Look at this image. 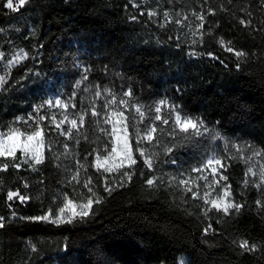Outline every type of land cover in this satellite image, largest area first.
Instances as JSON below:
<instances>
[{
  "label": "trees",
  "instance_id": "16d2710c",
  "mask_svg": "<svg viewBox=\"0 0 264 264\" xmlns=\"http://www.w3.org/2000/svg\"><path fill=\"white\" fill-rule=\"evenodd\" d=\"M6 2L0 0L4 53L0 65L21 51L27 58L2 72L10 74L7 90L0 92V129L9 125L24 129L22 122L15 123L18 117L35 116L37 105L49 99L67 101L73 93L76 108L69 109L71 114L94 104L102 115L87 117L81 132L88 138L81 136L78 145L55 131L48 135L56 142L54 150L67 151L66 157L57 160L45 148L38 171L24 164L0 172V217L5 220L0 229V264H264V188L245 186L246 178L253 179L246 177L248 165L225 160L227 171L221 172L228 176L226 182L209 188L208 182L198 180L201 187L193 188L201 197L208 191L209 199H215L223 197L222 185L230 184L232 195L227 200L243 204L230 215L212 209L206 217L203 213L210 204L168 184L174 176L187 178L192 167L212 154L230 155L235 151L232 143L264 150V0H27L16 11ZM210 7L216 15H207ZM193 11L206 13L201 30ZM151 12L156 15L150 16ZM185 15L184 26L175 22ZM241 20L251 23L245 27ZM228 47L246 56L237 59ZM85 74L88 79L77 88ZM96 85L118 94L131 88L145 105L161 99L175 103L182 112L201 118L220 138L209 133L185 141L171 156L159 157L155 172L137 153L135 175L119 187L117 173L94 166V150H102L108 137L89 122L99 119V126L110 128L103 124L106 93L97 99L88 90ZM60 111L45 105L39 115L55 113L59 119ZM48 124L45 120L44 126ZM172 159L174 164L166 162ZM256 160L264 163L260 157ZM77 170L80 183H69ZM154 175L163 177L158 187L146 183ZM89 177L93 192L102 199L93 203L88 216L60 224L24 218L44 215L49 209L58 213L56 206H63V197L77 204L95 200L83 186ZM105 177L114 188L111 194L104 191ZM8 191L30 199L8 200ZM209 224L214 231L205 234ZM242 239L256 250L237 247L234 241Z\"/></svg>",
  "mask_w": 264,
  "mask_h": 264
},
{
  "label": "snow or ice",
  "instance_id": "6c2138e0",
  "mask_svg": "<svg viewBox=\"0 0 264 264\" xmlns=\"http://www.w3.org/2000/svg\"><path fill=\"white\" fill-rule=\"evenodd\" d=\"M27 0H18V4L14 6L13 0H7L6 7L13 11L18 10V7L23 6ZM208 0H204L207 3ZM230 2V0H229ZM203 7V5H202ZM226 10V9H225ZM150 16H155V12L149 13ZM192 15L200 21L197 25V30L204 28L206 20V13L193 11ZM207 15H216V11L213 8L207 9ZM164 17L167 19L169 13L165 12ZM188 20V16H183V19H177L175 22L183 25V21ZM171 22V20H169ZM241 24L248 27L250 21L241 20ZM203 34V33H201ZM221 45L225 44V41L221 39L219 41ZM231 44V42H228ZM227 51L234 52L237 59L246 56L243 51L235 50L234 47L226 48ZM211 55V53H209ZM4 57V53L0 52V60ZM27 58V53H17L15 58L6 63L5 67L18 63L21 59ZM87 73L88 69L84 70ZM10 73L0 75V92L6 91L5 85L7 84ZM88 76L85 74L81 81H78L76 87L79 88L83 81H86ZM94 92V96L99 99L106 93L105 103L103 108L106 110L103 113V124L110 125V128H106L100 125L99 119L90 121V124L98 126V131L104 136L108 137L107 143H105L102 150L96 149L95 152V167L97 171L103 169L107 173H117L119 175V184L117 186L122 187L125 182H131L135 175V166L138 163L136 154L143 160L144 166L152 172L156 171V165L160 163L159 157L163 154L165 156H171V154L183 145L185 141L194 140L196 137L207 136L209 133L212 137L219 139V134L214 130L209 129L205 122L199 117H193L188 115L179 108L175 103H170L165 99H161L157 102L145 105L138 101L131 90H122L119 94L112 88L104 87L101 90L99 85H96L94 90L88 89ZM75 99V93L73 96L65 101L62 99L46 100L42 104L37 105L34 112L37 115H30L27 119L24 117H18L15 123L22 122L25 127L9 125L4 129H0V172H6L9 167L19 169L21 165H28L33 171H38L37 165L44 162V151L47 148L48 152L58 160L61 155L65 157L68 155L67 151L59 153L54 150L53 145L55 141H49L48 135L55 131L59 136H63L68 140H74L78 145L80 138L83 136L87 139V134L81 132V128L84 127L87 117L90 115L93 118L101 117L102 113L93 104L89 109H81L78 115H73L69 112V109H75L76 104L73 102ZM47 105L48 109L57 108L61 109L58 119L57 115L53 113L50 117L48 115H39L41 109ZM127 113V114H126ZM48 120V126H44V121ZM29 121H32L30 124ZM68 124L70 127L65 128L64 125ZM135 141V145H133ZM147 145V146H145ZM228 142H225V151L228 152ZM231 147L235 149L230 155H213L199 166H194L187 173V178L171 177L168 180L169 186L175 184L176 187L181 188L185 194L192 193V199H203L204 204L211 205L204 211V215L207 217L208 212L215 209L218 212H223L224 215L232 214L230 210L235 209L239 211L243 204L228 201L227 198L231 197V185L225 183L222 185L223 197L217 196L215 199H209L210 192L205 191L201 197L199 191H193V188H200L201 185L197 183L198 180H204L207 183V187L211 188L212 185L221 186V181L226 182L228 176L223 172L218 173V168L227 171L228 165L225 160H240L248 165L246 177L251 176L253 179H245L244 184L247 186L249 183L253 184L257 189L264 188V163H260L256 160L257 157L264 159V150L256 148L252 144H237L232 143ZM64 149H68L67 144H63ZM21 156L18 157L17 153ZM92 155L93 153H89ZM255 161V163H253ZM168 163H175V159L166 161ZM255 164H259L256 168ZM57 167H60L58 164ZM80 168H84L83 164L79 165ZM211 168L212 180L208 181V176L203 175L205 169ZM127 169V170H125ZM191 173H201L197 177H193ZM79 170L72 175L69 183L73 181L80 183ZM144 175L143 172L140 173ZM181 176H185V173H181ZM258 180V182H257ZM163 177L152 176L146 180L147 185L150 187H158L160 183H163ZM43 183V181H41ZM93 181L89 177L84 182V187L88 188L89 192L93 193V198H86L84 203H74L73 199L67 197L62 198V205H57L58 213H54L51 209L46 214L35 217H24L25 219L33 221H45L52 224L71 223L72 218L79 215L81 218L86 217L92 210L93 203L101 202V197L96 196L91 187ZM25 188L28 184L25 183ZM114 190L113 187L108 186V178L105 177L104 191L111 194ZM18 198L21 203L30 199L28 195H21L19 191H8L7 199L12 200ZM259 204L260 202L257 201ZM79 208V212H77ZM71 211V216H65V210ZM15 215V213H13ZM5 227L4 217H0V229ZM205 234L209 231H214L209 224L205 228ZM237 247L244 251H255L256 245H249L246 239L234 241ZM33 251L35 247L33 246Z\"/></svg>",
  "mask_w": 264,
  "mask_h": 264
},
{
  "label": "rangeland",
  "instance_id": "374dc122",
  "mask_svg": "<svg viewBox=\"0 0 264 264\" xmlns=\"http://www.w3.org/2000/svg\"><path fill=\"white\" fill-rule=\"evenodd\" d=\"M21 52H22V51H21ZM21 52H18V53H21ZM16 54H17V53H16ZM16 54H15L14 56H12L10 59H8V60H3V61L1 62L2 64L0 65V75H2V74H3L2 72H4L6 69H8V67H5L6 63L9 62L10 60H12L13 58H15ZM25 59H26V58H25ZM23 60H24V59H21L18 63H20V62L23 61ZM18 63H16V64H18ZM16 64H15V65H16ZM13 66H14V65H13ZM11 67H12V66H11ZM11 67H10V68H11ZM18 154L21 156V154H20L19 152L17 153V155H18ZM213 155H216V154H212L211 156H213ZM211 156H210V157H211ZM211 171H212L211 168L205 169L204 174L207 175L208 177H212V175H211ZM217 171H218V173H220V172H221V169L218 168ZM77 212H79V208H77ZM65 213H66L65 216H71V215H72V214H71V211H70L69 209H66V210H65ZM77 216H79V215H77Z\"/></svg>",
  "mask_w": 264,
  "mask_h": 264
}]
</instances>
